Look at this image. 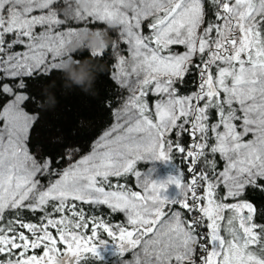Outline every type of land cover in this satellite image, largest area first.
<instances>
[{
  "label": "snow or ice",
  "instance_id": "1",
  "mask_svg": "<svg viewBox=\"0 0 264 264\" xmlns=\"http://www.w3.org/2000/svg\"><path fill=\"white\" fill-rule=\"evenodd\" d=\"M88 3L0 0V264H264V0ZM67 60L103 70L47 108Z\"/></svg>",
  "mask_w": 264,
  "mask_h": 264
},
{
  "label": "clouds",
  "instance_id": "2",
  "mask_svg": "<svg viewBox=\"0 0 264 264\" xmlns=\"http://www.w3.org/2000/svg\"><path fill=\"white\" fill-rule=\"evenodd\" d=\"M78 7L81 11H89L90 4L88 0H78ZM106 38V34L99 33H88L85 32L82 35V42H78L72 46V51H76L82 47V44L90 49L105 50L109 43ZM103 69H98L91 61H84L83 63L76 62L74 60H67L61 66V71L63 76L61 80L63 81V88L67 92L79 88L84 94H92L94 89V83L96 80L97 71H102ZM57 82L53 81L45 89V101L44 105L47 108L54 109L58 103L55 94L50 92L49 89L55 88Z\"/></svg>",
  "mask_w": 264,
  "mask_h": 264
},
{
  "label": "trees",
  "instance_id": "3",
  "mask_svg": "<svg viewBox=\"0 0 264 264\" xmlns=\"http://www.w3.org/2000/svg\"><path fill=\"white\" fill-rule=\"evenodd\" d=\"M63 81H61L59 84L57 83V86L55 88L49 89L50 92L55 94V90H56V95L57 97L60 96V93H66V90L63 88ZM75 91L76 93H78L79 95H83L84 93L79 89V88H75L74 90L67 92L70 94ZM56 97V96H55ZM69 97H66V99H69ZM47 107V106H46ZM79 105H77L75 102H69L67 103V111H65V105H61L60 108L55 110L54 114H50L48 117V120L54 123H58V124H62L65 126V131H68L69 128L74 126V122H75V117L77 115V111H78ZM92 115L94 116V118L97 121V126H100L104 123V121L107 119V117L103 114V113H99V112H94L92 113ZM110 219L115 223V222H119L116 220V218L110 217ZM91 264H113L110 260H106L103 259V261H92Z\"/></svg>",
  "mask_w": 264,
  "mask_h": 264
},
{
  "label": "rangeland",
  "instance_id": "4",
  "mask_svg": "<svg viewBox=\"0 0 264 264\" xmlns=\"http://www.w3.org/2000/svg\"><path fill=\"white\" fill-rule=\"evenodd\" d=\"M153 166L156 169V172L153 178L156 180H164L170 174H175V167H173L172 165H165L159 162L155 163V165H153L152 163H143L140 165L141 169L144 170L145 172H147ZM168 195L170 197H175L177 195V189L174 186H172L169 189ZM102 256H103V259L110 260L113 264H122L121 258L119 257V255H117L116 246L112 242H109L108 247L102 250ZM125 259L130 260L131 255L125 257Z\"/></svg>",
  "mask_w": 264,
  "mask_h": 264
}]
</instances>
